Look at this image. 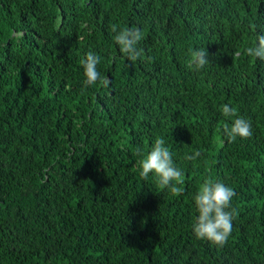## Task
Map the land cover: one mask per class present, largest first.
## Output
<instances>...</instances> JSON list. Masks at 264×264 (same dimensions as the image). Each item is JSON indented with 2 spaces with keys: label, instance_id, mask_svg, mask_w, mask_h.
Instances as JSON below:
<instances>
[{
  "label": "trees",
  "instance_id": "16d2710c",
  "mask_svg": "<svg viewBox=\"0 0 264 264\" xmlns=\"http://www.w3.org/2000/svg\"><path fill=\"white\" fill-rule=\"evenodd\" d=\"M113 24L143 31L137 61ZM261 33L264 0H0V264H264V61L244 52ZM89 51L107 88L82 87ZM225 104L251 138L227 141ZM157 137L180 195L140 178ZM209 178L236 193L222 248L192 233Z\"/></svg>",
  "mask_w": 264,
  "mask_h": 264
},
{
  "label": "clouds",
  "instance_id": "9594fccd",
  "mask_svg": "<svg viewBox=\"0 0 264 264\" xmlns=\"http://www.w3.org/2000/svg\"><path fill=\"white\" fill-rule=\"evenodd\" d=\"M115 34L114 42L119 46V51L124 57L135 62L144 55L143 49L138 45L144 39V33L137 27L118 28L111 26ZM190 60L186 65L190 70L199 72L210 63L209 53L205 47L189 49ZM248 57L264 61V33L255 37V44L244 49ZM239 55V53H237ZM151 61V57L147 58ZM83 67V88H89L97 83L107 88L110 80L102 76L97 69L100 57L89 51L80 61ZM221 114L231 121L224 124L223 134L228 142H235L237 138L249 139L252 137L251 122L243 117L236 116L235 109L225 104L221 107ZM140 159L137 168L140 178L148 180L151 174L160 189H167L172 195H180L183 192L184 172L178 168L173 160V155L162 137H157L150 150L145 152L142 148L137 149ZM201 153L195 151L186 156L187 160L197 159ZM236 195L233 188L219 181L205 179L193 196L197 216L192 224V233L198 240L209 242L215 247L222 248L231 235L233 221L238 216L237 210L232 207L233 197Z\"/></svg>",
  "mask_w": 264,
  "mask_h": 264
}]
</instances>
